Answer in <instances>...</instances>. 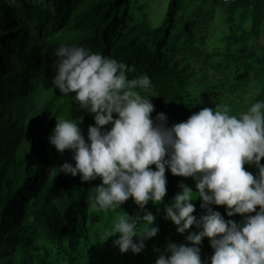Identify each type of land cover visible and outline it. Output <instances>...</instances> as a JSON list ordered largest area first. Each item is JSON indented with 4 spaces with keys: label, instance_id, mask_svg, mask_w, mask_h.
I'll list each match as a JSON object with an SVG mask.
<instances>
[{
    "label": "trees",
    "instance_id": "16d2710c",
    "mask_svg": "<svg viewBox=\"0 0 264 264\" xmlns=\"http://www.w3.org/2000/svg\"><path fill=\"white\" fill-rule=\"evenodd\" d=\"M43 1L0 0V264H155L161 254H171L165 251L169 243L192 246L186 236L202 229L194 224L178 233L165 209L182 191L180 184L196 190L194 178L174 176L166 165V196L145 206L156 217L158 234L133 254L114 245L119 233L110 235L118 214L143 216L144 211L131 197L114 211L93 209L88 197L101 178L84 182L80 174L61 171L65 162L75 166V161L73 150L60 153L49 142L56 118L77 123L86 142L95 120L72 99L75 93L65 96L54 87L55 51L61 44L84 47L134 69L129 79L148 76L152 87L142 95L154 105V125L161 123L158 113L165 114V127L171 128L204 107L226 106L239 117L264 102V39L255 23L239 25L242 31L236 35L231 17L238 10L259 11L260 0H210L225 7L230 30L224 47L211 50L193 42L191 28L181 23V0H169L156 26L129 0ZM244 167L258 175L254 165ZM150 168L156 170L154 164ZM191 203L199 220L206 209L200 198ZM210 207L226 221L245 219L227 216L226 206ZM199 247L202 264H211L209 239L203 238Z\"/></svg>",
    "mask_w": 264,
    "mask_h": 264
},
{
    "label": "clouds",
    "instance_id": "9594fccd",
    "mask_svg": "<svg viewBox=\"0 0 264 264\" xmlns=\"http://www.w3.org/2000/svg\"><path fill=\"white\" fill-rule=\"evenodd\" d=\"M55 55L54 87L65 96L75 93L72 99L95 120L86 142L77 123L56 118L49 142L60 153L73 150L75 161V166L65 162L61 171L80 174L84 182L101 178L88 197L93 209L114 211L131 197L144 211L143 216H116L110 236L119 233L114 245L120 252L138 254L144 241L158 234L156 217L145 206L166 196L167 165L174 176L194 178L196 190L180 184L182 191L166 207L165 218L180 234L194 224L202 230L186 236L192 246L169 243L165 251L171 254H161L155 264H202L199 245L205 237L214 250L211 264H264V102L239 117L230 115L226 106L204 107L167 128L164 113L157 114L160 124L150 118L154 105L142 95L152 87L148 76L129 79L127 73L134 69L84 47L61 44ZM108 124L111 129L102 132ZM245 164L254 165L258 175L246 171ZM197 198L206 209L199 220L192 215L191 201ZM213 204L226 206L229 217L245 216L244 221H226L212 210Z\"/></svg>",
    "mask_w": 264,
    "mask_h": 264
},
{
    "label": "rangeland",
    "instance_id": "374dc122",
    "mask_svg": "<svg viewBox=\"0 0 264 264\" xmlns=\"http://www.w3.org/2000/svg\"><path fill=\"white\" fill-rule=\"evenodd\" d=\"M43 2V0H38ZM132 4L140 5L147 16L151 26L161 23L169 0H129ZM183 3L180 10L183 15L181 23H186L192 30L193 42H203L201 46L211 50L213 47L223 48L226 42L225 36L229 33V25L226 20L227 13L223 5L212 3L210 0H181ZM259 11L247 9L238 10L232 17V23L237 24V34H241L239 25L250 26L257 24L260 37L264 39V0L259 2ZM180 12V13H181ZM179 23V17L177 16ZM250 35L249 39H252ZM254 39V37H253ZM259 51V47H257Z\"/></svg>",
    "mask_w": 264,
    "mask_h": 264
},
{
    "label": "built area",
    "instance_id": "2783aa9c",
    "mask_svg": "<svg viewBox=\"0 0 264 264\" xmlns=\"http://www.w3.org/2000/svg\"><path fill=\"white\" fill-rule=\"evenodd\" d=\"M222 3H232V2H236L238 0H219Z\"/></svg>",
    "mask_w": 264,
    "mask_h": 264
}]
</instances>
